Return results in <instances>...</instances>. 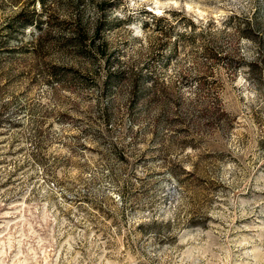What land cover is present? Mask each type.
I'll return each instance as SVG.
<instances>
[{"label":"rangeland","instance_id":"rangeland-1","mask_svg":"<svg viewBox=\"0 0 264 264\" xmlns=\"http://www.w3.org/2000/svg\"><path fill=\"white\" fill-rule=\"evenodd\" d=\"M262 63L264 0H0V264H264Z\"/></svg>","mask_w":264,"mask_h":264},{"label":"trees","instance_id":"trees-1","mask_svg":"<svg viewBox=\"0 0 264 264\" xmlns=\"http://www.w3.org/2000/svg\"><path fill=\"white\" fill-rule=\"evenodd\" d=\"M34 1V0H32ZM38 3L40 4V6L44 5L45 0H37ZM17 17L19 18H24L26 23H32L33 21V17H39V14L37 12H35V10H32V12H25L24 10H19V12L16 14ZM160 20V19H159ZM40 21L37 18V27L40 26ZM85 24L86 23H81L80 19H75L73 22H69L66 20H62V19H58L56 16L53 15H49L48 19L46 21V26L45 28L40 32V34L37 36L36 40H35V47L37 48L36 50L40 51L42 49H44V47L46 46L47 42H55L59 45L60 48H64V47H73L76 49V51H79L82 49V44L86 39H89L87 37V32L85 30ZM101 25V21L96 20L95 22V30L93 33L92 38H90L91 43L90 49H95L97 51H100V53L102 54L104 52V48L106 45V42H104V40L98 44L97 46L95 45L93 41V38L95 36L98 35V29L97 27H99ZM54 26H61V32H57L54 29ZM53 28V29H52ZM71 29V34L70 35H64L62 30L64 29ZM97 29V30H96ZM55 31V32H53ZM56 33V34H53ZM251 68L254 69L255 66L253 64H251ZM256 69V68H255ZM260 69L264 70V64H261ZM257 70V69H256ZM259 71V70H258ZM166 94V92H165ZM167 96V94L165 95Z\"/></svg>","mask_w":264,"mask_h":264}]
</instances>
